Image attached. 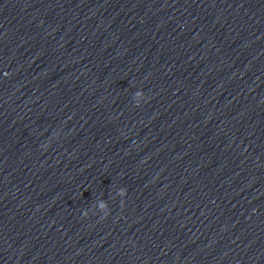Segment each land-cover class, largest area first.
Segmentation results:
<instances>
[{"label": "clouds", "instance_id": "clouds-1", "mask_svg": "<svg viewBox=\"0 0 264 264\" xmlns=\"http://www.w3.org/2000/svg\"><path fill=\"white\" fill-rule=\"evenodd\" d=\"M142 99H144V94H143V92H142V91H137V92L134 94V100L136 101V104L139 105V102H137V101H138V100H142ZM119 195H120V197H124V196L126 195V189H120V190H119ZM101 207H108V205H107V203H106L105 201L101 200ZM108 212H109V211H108ZM108 212L104 215L105 217L108 215ZM83 215H84L85 217H87L88 212L85 211V212L83 213Z\"/></svg>", "mask_w": 264, "mask_h": 264}]
</instances>
